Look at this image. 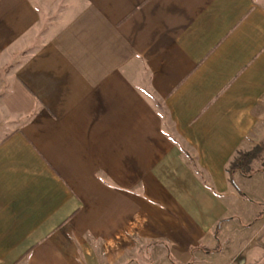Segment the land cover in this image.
Listing matches in <instances>:
<instances>
[{
  "label": "crops",
  "instance_id": "crops-1",
  "mask_svg": "<svg viewBox=\"0 0 264 264\" xmlns=\"http://www.w3.org/2000/svg\"><path fill=\"white\" fill-rule=\"evenodd\" d=\"M260 142L264 0H0V264H264Z\"/></svg>",
  "mask_w": 264,
  "mask_h": 264
},
{
  "label": "trees",
  "instance_id": "trees-1",
  "mask_svg": "<svg viewBox=\"0 0 264 264\" xmlns=\"http://www.w3.org/2000/svg\"><path fill=\"white\" fill-rule=\"evenodd\" d=\"M264 171V142L256 144L247 151H238L228 166L231 183L239 190L233 179L235 172L250 176L256 172Z\"/></svg>",
  "mask_w": 264,
  "mask_h": 264
},
{
  "label": "rangeland",
  "instance_id": "rangeland-1",
  "mask_svg": "<svg viewBox=\"0 0 264 264\" xmlns=\"http://www.w3.org/2000/svg\"><path fill=\"white\" fill-rule=\"evenodd\" d=\"M263 180H264V178H263ZM238 255L239 256L242 255V252L239 253V251H238ZM228 258H229L228 255L219 256V260L214 262L213 264H228L229 263L228 262L229 261ZM194 264H207V261H198V262H196Z\"/></svg>",
  "mask_w": 264,
  "mask_h": 264
}]
</instances>
